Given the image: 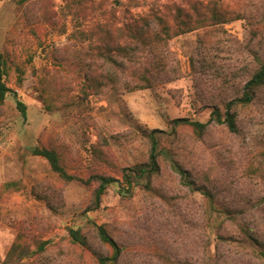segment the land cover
<instances>
[{"label":"rangeland","instance_id":"374dc122","mask_svg":"<svg viewBox=\"0 0 264 264\" xmlns=\"http://www.w3.org/2000/svg\"><path fill=\"white\" fill-rule=\"evenodd\" d=\"M213 11L227 21L177 36L156 86L88 87L85 68L106 72L91 54L103 45L101 26L116 40L120 28L155 15L176 25L179 14L196 21ZM0 53L8 86L27 106L26 119L13 93L0 106V264H98L94 253L112 249L94 224L125 247L119 264H264V87L235 108L237 132L210 122L264 59V0H0ZM178 54L183 76L171 72ZM178 118L209 124L197 137L190 126L175 129ZM153 129L207 194L186 186L165 156L150 187L144 178L126 190L124 170L146 163L142 133ZM36 147L59 149L83 180L60 179ZM94 173L119 179L99 207L98 183L84 182ZM71 229L89 248L72 241Z\"/></svg>","mask_w":264,"mask_h":264},{"label":"trees","instance_id":"16d2710c","mask_svg":"<svg viewBox=\"0 0 264 264\" xmlns=\"http://www.w3.org/2000/svg\"><path fill=\"white\" fill-rule=\"evenodd\" d=\"M26 1L21 0L22 4ZM81 3H83V0H80ZM178 18H180V21L176 25L170 24L165 17L160 15H155L152 21L145 20L144 24H128L119 29L116 40L104 26H101L103 45L92 46L91 54L94 62L103 64L106 72L96 74L91 69L87 70L85 68V78L88 87L99 91L103 87L117 89L123 86L127 91H134L156 86L168 74L167 67L170 56L166 49L172 46L171 43L177 36L194 30L195 27L201 26L202 24H217L219 22H226L228 19L227 14L221 11H213L211 16L207 15V17L205 16L196 21L188 18L182 19L181 14L178 15ZM182 55L185 57L184 54H178L177 66L171 71L174 76H183L186 73ZM256 59L258 66L245 83L242 95L224 101V110H221V106H216L211 112L210 122L214 121L218 124L225 125L231 132L238 131L235 108L240 104L249 105L255 100L257 92L264 87V59L258 58V56ZM188 66L190 68L189 73H191V69H193L192 62H189ZM7 76V61L4 54L0 53V106L5 104L8 94L13 93L17 100L16 107L24 119H26L27 106L18 98L16 91L8 86ZM173 123L175 129L182 126L192 127L197 137H202L205 134L209 124L188 118H178ZM142 134L149 144L148 160L146 163L138 164L136 167L134 166V168L128 169V171L124 170L123 178L128 186L126 190H129L134 186L135 182H139L144 178L147 179L150 187L153 177L158 175L161 170L160 157L165 156L167 160H170L173 169L181 176L186 186L207 194V189L195 185L187 169L176 159H169L164 153L160 138L161 134H165L163 131L159 129L145 130ZM33 154L47 159L51 171L63 181L83 180L77 179L75 175L69 173L64 164L65 159L63 153L59 149L36 147L33 150ZM96 155L98 159L102 160L103 164L109 166L107 156H105L106 154L102 150L96 149ZM84 182L88 184L91 182L98 183L94 191L93 202L95 207H99L108 186L119 182V179L101 173H94ZM94 226L100 241L112 249L110 253H94L98 264H119L125 247L111 235L107 225L94 224ZM70 236L74 243L89 248L87 237L80 229H71ZM45 247L46 243L41 244L36 253H42ZM261 256L264 258V252L261 253Z\"/></svg>","mask_w":264,"mask_h":264}]
</instances>
